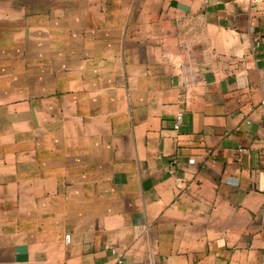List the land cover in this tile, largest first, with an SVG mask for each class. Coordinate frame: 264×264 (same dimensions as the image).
<instances>
[{"label": "crops", "instance_id": "obj_1", "mask_svg": "<svg viewBox=\"0 0 264 264\" xmlns=\"http://www.w3.org/2000/svg\"><path fill=\"white\" fill-rule=\"evenodd\" d=\"M0 264H264V0H0Z\"/></svg>", "mask_w": 264, "mask_h": 264}, {"label": "built area", "instance_id": "obj_2", "mask_svg": "<svg viewBox=\"0 0 264 264\" xmlns=\"http://www.w3.org/2000/svg\"><path fill=\"white\" fill-rule=\"evenodd\" d=\"M181 113L177 114L175 117V122H174V128L177 129L179 127L180 121H181ZM111 253L115 254L117 256V261L120 263L122 261L123 255L116 251V249H111Z\"/></svg>", "mask_w": 264, "mask_h": 264}]
</instances>
